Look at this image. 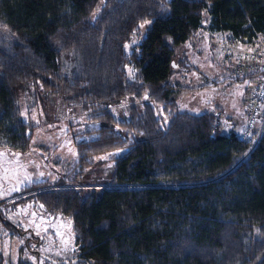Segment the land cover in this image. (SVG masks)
<instances>
[{
	"label": "trees",
	"instance_id": "trees-1",
	"mask_svg": "<svg viewBox=\"0 0 264 264\" xmlns=\"http://www.w3.org/2000/svg\"><path fill=\"white\" fill-rule=\"evenodd\" d=\"M195 31L253 42L264 0H0V147L29 149L23 89L62 94L98 123L74 145L75 171L11 202L69 219L74 264H264V124L224 133L220 111H182L171 97L188 62L177 49ZM242 74L229 80L251 84L264 65ZM117 149L89 184L94 159ZM2 213L0 226L16 228Z\"/></svg>",
	"mask_w": 264,
	"mask_h": 264
},
{
	"label": "rangeland",
	"instance_id": "rangeland-1",
	"mask_svg": "<svg viewBox=\"0 0 264 264\" xmlns=\"http://www.w3.org/2000/svg\"><path fill=\"white\" fill-rule=\"evenodd\" d=\"M208 22L209 16L206 15L203 26L206 27ZM149 23L148 20V23L141 24L143 36ZM140 34V31L136 32L130 45L139 43ZM199 34L195 31L192 38L177 49V58L184 53L188 62L172 79L179 85V90L177 87L171 97L176 99L178 109L182 111H215L217 105L224 107L225 116L230 114L232 119L240 117L235 119L239 120L237 123L243 130L246 120L242 114L239 116V110L243 109L242 100L246 89L251 86L250 80L228 81L246 75L235 70L238 55L246 56L258 51L264 54V34H259L253 42L233 40L232 44L228 42L229 37L226 40L228 35L224 32H214V40L206 34ZM126 72L129 78L133 76L129 66ZM212 81L217 83H211L207 89L199 86ZM19 98L22 117L31 121L35 128L28 150L0 147V210L16 225V228L0 226V264H74L79 253L69 219L45 213L37 203L14 205L11 202L23 188L35 181L54 182L75 171L74 145L93 138V130L98 123L89 120L90 113L72 106L62 94L40 93L36 97L31 89H23L19 91ZM109 110L116 117L126 113L119 107ZM225 116L220 119L222 124L225 120L228 122L222 126V131L229 133L236 123L224 119ZM240 129L236 131L238 135ZM122 152L117 149L96 157L94 167L84 176L85 180L92 185L102 183L109 171L108 158Z\"/></svg>",
	"mask_w": 264,
	"mask_h": 264
},
{
	"label": "built area",
	"instance_id": "built-area-1",
	"mask_svg": "<svg viewBox=\"0 0 264 264\" xmlns=\"http://www.w3.org/2000/svg\"><path fill=\"white\" fill-rule=\"evenodd\" d=\"M243 40L246 41V39ZM234 65L238 73L248 71L255 66L263 67L264 54L238 55ZM244 106L247 111L245 115L246 133L250 135L257 128L261 129L264 124V74L253 78L244 98Z\"/></svg>",
	"mask_w": 264,
	"mask_h": 264
},
{
	"label": "crops",
	"instance_id": "crops-1",
	"mask_svg": "<svg viewBox=\"0 0 264 264\" xmlns=\"http://www.w3.org/2000/svg\"><path fill=\"white\" fill-rule=\"evenodd\" d=\"M207 32V31H206ZM214 32H211L210 33V35L212 36V35H214L213 34ZM213 37V36H212ZM214 40V39H213ZM215 45V44H214ZM228 81V80H227ZM228 82H230L231 83V80L230 81H228ZM211 83H216V81H212V82H209V83H205V84H201V85H199V86H201V88L203 89H207L209 86H210V84ZM175 84H177V83H175ZM177 86H178V90H179V85L177 84ZM174 91H176V90H174ZM174 91H173V93H174ZM173 100H175L176 101V99H174V98H172ZM216 110H218V111H220V117L221 118H223L225 115H224V107H219V105H217V106H215L214 107ZM238 112V111H237ZM239 113H240V115L239 116H241V114H242V117L244 118V114H243V109L241 108L240 110H239ZM226 118H224V119H227L229 122L230 121H233L234 123H236L235 124V128H234V130H231V132H233V133H235V134H237L238 135V133L236 132L237 130H239L240 129V123H237V121H239V120H236V119H239L240 117H234L233 119H232V116L230 115V114H227L226 116H225ZM236 118V119H235ZM222 123V122H221ZM226 123H228V122H226V120H225V122L222 124V126H224V124H226ZM237 125V126H236ZM244 128L246 129V126H244ZM243 128V130L242 129H240V135L239 136H243V133L245 132V129ZM223 132V131H222ZM228 133V132H227Z\"/></svg>",
	"mask_w": 264,
	"mask_h": 264
},
{
	"label": "snow or ice",
	"instance_id": "snow-or-ice-1",
	"mask_svg": "<svg viewBox=\"0 0 264 264\" xmlns=\"http://www.w3.org/2000/svg\"><path fill=\"white\" fill-rule=\"evenodd\" d=\"M97 11H99V8H97ZM145 23H148V21H145ZM127 47V46H126ZM69 226H70V224H69ZM67 242V241H66Z\"/></svg>",
	"mask_w": 264,
	"mask_h": 264
}]
</instances>
